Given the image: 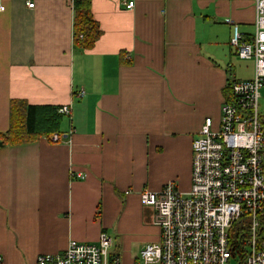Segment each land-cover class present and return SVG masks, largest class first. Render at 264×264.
<instances>
[{"label": "crops", "instance_id": "0c3cea01", "mask_svg": "<svg viewBox=\"0 0 264 264\" xmlns=\"http://www.w3.org/2000/svg\"><path fill=\"white\" fill-rule=\"evenodd\" d=\"M29 1L33 9L25 0H0V134L12 100L70 113L62 142L0 143L2 264H35L39 255L63 253L69 241L95 244L115 223L110 252L135 264L160 237L140 193L170 181L189 191L192 142L205 119L218 126L232 82L233 26L252 37L245 30H254V6L89 0L101 34L79 50L75 0Z\"/></svg>", "mask_w": 264, "mask_h": 264}, {"label": "built area", "instance_id": "2783aa9c", "mask_svg": "<svg viewBox=\"0 0 264 264\" xmlns=\"http://www.w3.org/2000/svg\"><path fill=\"white\" fill-rule=\"evenodd\" d=\"M245 1L254 6V34L244 38L233 26L230 47L240 60L254 62L253 78L230 83L217 128L204 120L192 142L189 191L181 193L170 181L158 192L140 193L141 204L154 210L160 237L141 250L135 264H230L232 259L264 264V0ZM25 5L34 7L29 0ZM58 113L68 116L70 108ZM59 141L58 135L50 137L53 144ZM235 226L242 233L240 245L230 242ZM112 245L101 233L96 245L69 241L63 253L39 255L35 264H121Z\"/></svg>", "mask_w": 264, "mask_h": 264}, {"label": "trees", "instance_id": "16d2710c", "mask_svg": "<svg viewBox=\"0 0 264 264\" xmlns=\"http://www.w3.org/2000/svg\"><path fill=\"white\" fill-rule=\"evenodd\" d=\"M101 32L90 12L89 0H75L73 2V47L86 50L93 46ZM224 100H228L229 86L223 90ZM60 107L31 106L21 100L9 103V128L0 134L2 145H20L32 143L41 137L50 141L52 135H58L64 141L65 133L61 132L64 115L58 113ZM237 226L231 236V244H242V233Z\"/></svg>", "mask_w": 264, "mask_h": 264}, {"label": "rangeland", "instance_id": "374dc122", "mask_svg": "<svg viewBox=\"0 0 264 264\" xmlns=\"http://www.w3.org/2000/svg\"><path fill=\"white\" fill-rule=\"evenodd\" d=\"M240 31H242V29ZM245 31L249 34V36H253V34H254V30L252 28H247ZM231 49L233 50V53H235V56H232L231 80L232 81L251 80L253 78V74H254V62L252 60H240L237 57L235 50L233 48H231ZM260 96H261L260 110L264 114V87L260 90ZM65 118H67V117H65ZM63 121H64L63 125H65V124L67 125V119H64ZM142 212L144 213V211H142ZM153 221H154V219H153ZM128 226H130V225H128ZM105 233L107 234V236H109L112 239V241L114 243L115 242L114 240L117 238V237H115L117 235L116 223L112 224L110 227H106ZM117 236H119V235H117ZM117 242L120 243V241H117ZM96 244L97 243H95L94 245H96ZM230 264H236V261L232 259V260H230Z\"/></svg>", "mask_w": 264, "mask_h": 264}]
</instances>
